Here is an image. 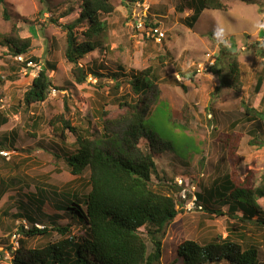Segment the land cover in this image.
<instances>
[{
  "label": "rangeland",
  "instance_id": "rangeland-1",
  "mask_svg": "<svg viewBox=\"0 0 264 264\" xmlns=\"http://www.w3.org/2000/svg\"><path fill=\"white\" fill-rule=\"evenodd\" d=\"M110 1L114 11L100 16L107 24L101 49L78 61L88 73L83 85L71 80L70 65L63 57L65 29L61 28L78 18L80 0H3L0 4V33L8 34L14 27L21 38L30 39L27 57L37 59L41 69L54 68L47 71L52 87L46 100L26 107L23 94L34 77L31 70L24 74L7 46L0 43V264L11 263V252L17 249L13 234L28 248H41L47 242L39 237H23L19 228L27 231L32 223L24 217L14 218L21 214L20 204L36 219L38 208L32 202L39 190H44L49 198L51 192L78 196L87 193L89 171L86 169L79 178L71 176L64 162L77 149L75 135L89 137L114 155L127 156L119 139L131 114L139 108L143 112L139 122L141 137L139 134L134 150L141 154L151 152L158 172L167 179L193 178L198 181L196 190L201 199L206 190L219 186L228 173L220 142L235 131L243 135L238 172L244 176L251 170L253 187L259 186L264 172V123L247 120L243 107L264 109V80L259 92L254 88L259 76H264V0L252 4L224 0L226 11L202 10L196 3L189 4L191 0ZM145 8V23L159 28L163 33L160 41L148 30L141 32L136 28L135 20ZM218 26L225 29L228 46L213 39ZM82 30L81 26L75 29L78 34ZM219 51L227 52L238 62L242 86L237 92L220 87L208 70L213 53L216 57ZM224 59L220 61L223 69L229 62ZM149 67L157 76L159 95L136 96L129 82ZM180 85L185 86V91ZM115 98L127 106L118 107ZM102 110L107 114L105 119L100 117ZM103 120L107 122L104 124ZM63 121L74 128V134L65 129ZM257 203L264 211V199ZM205 204L222 215L205 210L178 211L177 218L165 230L159 264L180 263L176 246L181 240L203 245L227 235L244 248L256 246L258 264H264V226L244 221L241 212L232 216L227 213L228 205ZM40 213L39 219L46 225L52 220L67 224L63 217L50 218L60 215L50 199ZM33 226L38 230L45 227L41 223ZM71 233L81 235L74 226ZM239 233L243 234L242 239L237 237ZM58 237L53 233L50 241ZM145 241L150 252L146 237Z\"/></svg>",
  "mask_w": 264,
  "mask_h": 264
},
{
  "label": "trees",
  "instance_id": "trees-1",
  "mask_svg": "<svg viewBox=\"0 0 264 264\" xmlns=\"http://www.w3.org/2000/svg\"><path fill=\"white\" fill-rule=\"evenodd\" d=\"M80 1L78 18L61 27L65 29L63 57L70 65L69 74L75 85H83L88 75L78 61L95 50H100L103 45L107 24L100 16L109 15L114 11L110 0ZM239 1L245 4L255 2ZM2 2L3 0H0V4ZM190 3H196L197 8L207 11L227 10L224 0H191ZM193 17L194 13L190 18ZM78 26L83 27L80 34L75 31ZM154 27H156L154 24L150 25V28ZM0 43L7 46L11 56H23L26 60L36 63L37 59L27 57L30 39L21 38L14 27L8 34L0 33ZM217 55L215 63L208 70L215 75L220 87L239 91L242 83L238 62L227 52L219 51ZM223 58L229 61L224 69L220 67ZM48 69L54 70L51 66L41 69L23 94V103L26 107L46 100L52 87ZM157 80V76L149 67L134 76L129 85L134 95L145 96L150 93L155 98L159 95ZM2 82L0 79V85ZM262 83L263 78H259L255 87L256 92H259ZM180 88L185 91V86L180 85ZM115 99L118 107L127 106L126 103L120 102L121 99ZM241 105L243 107V103ZM243 109L247 120L264 123V109L258 111L247 106ZM99 114L101 119L107 116L104 110ZM131 115L134 121L132 118L129 119V125L119 139L129 153L127 156L114 155L100 147L96 141H91L89 137L75 135L77 149L74 154L66 156L64 162L71 176L79 178L86 169L89 171L87 193L78 196L76 193L51 192L52 199L44 190H39L37 199L32 202L38 208L36 219L31 218L25 205L20 204L21 214H15L14 218L24 217L32 223L31 229L27 231L19 228L23 237L26 239L39 237L47 242L41 248H28L23 240H18L17 249L11 252L10 264H159L165 230L177 218L178 211H183L176 208L181 188L177 186L175 178L167 179L163 172L162 174L158 172L155 156L151 152L141 154L134 150L139 134L141 137L139 122L143 117L142 108ZM103 121L104 124L107 122ZM63 124L65 129L74 134V128L68 125V121H63ZM105 128L104 126L103 129ZM242 136L241 133L232 131L221 140L228 173L224 175L219 186L206 190L201 199L197 196V205L203 206L202 211L216 215L222 214L219 211L213 212L212 206L208 207L206 202L228 205L227 213L230 212L232 216L236 217L241 212L244 221L250 222L256 217L254 221L257 226H264V211L257 203V200L264 199V172L256 188L252 183L254 172L249 170L244 176L239 174L241 157L238 150ZM182 181L184 187L196 182L193 178H185V181L184 179ZM49 199L54 210L60 212L59 216L53 215L50 218H65L67 220L65 226L56 224L54 220L46 225L39 219L42 216L40 209ZM37 223L45 227L38 230L33 226ZM72 226L77 227L81 235L71 233ZM53 233L59 237L50 241ZM145 237L150 243V252ZM229 237L227 235L223 239L203 245L193 240L179 241L176 246L179 264H213L221 261L227 264H258L256 246L244 248L241 243ZM1 256L0 251V258Z\"/></svg>",
  "mask_w": 264,
  "mask_h": 264
},
{
  "label": "built area",
  "instance_id": "built-area-1",
  "mask_svg": "<svg viewBox=\"0 0 264 264\" xmlns=\"http://www.w3.org/2000/svg\"><path fill=\"white\" fill-rule=\"evenodd\" d=\"M147 18V8L142 12V15L135 20L136 28L139 29L141 32L147 31L148 34L150 33L152 36H155L158 41L161 40L163 37V33L159 30L158 27L150 28L146 26L145 20ZM14 59L19 63L22 67L21 70L24 74H26L28 71L31 70V75L36 76L37 73L41 70V66L38 65L39 63H35L31 60H26L23 56H16ZM216 57L215 53H213V57L211 61H209L208 65L210 68L215 63ZM53 94H55V90H52ZM199 177H203V175H199ZM175 182L178 187L181 188L178 198H177V209H182L186 213H191L195 211H201L202 207L200 205H197V190L196 185L197 181L195 183H190L188 187H184V183L181 178H175ZM12 238L15 240V243L18 247V240L16 236L13 234Z\"/></svg>",
  "mask_w": 264,
  "mask_h": 264
},
{
  "label": "clouds",
  "instance_id": "clouds-1",
  "mask_svg": "<svg viewBox=\"0 0 264 264\" xmlns=\"http://www.w3.org/2000/svg\"><path fill=\"white\" fill-rule=\"evenodd\" d=\"M213 39L221 45L228 46V41L225 39V29L223 27H217L213 33ZM218 54V53H217ZM217 58V56H216ZM35 77V76H34ZM201 206V205H200ZM202 207V206H201ZM202 211V210H201ZM195 211V212H201ZM193 213V212H191Z\"/></svg>",
  "mask_w": 264,
  "mask_h": 264
},
{
  "label": "crops",
  "instance_id": "crops-1",
  "mask_svg": "<svg viewBox=\"0 0 264 264\" xmlns=\"http://www.w3.org/2000/svg\"><path fill=\"white\" fill-rule=\"evenodd\" d=\"M211 74H212V73H211ZM212 75H213V74H212ZM213 76H215V75H213ZM259 77H260V78H263L264 76H261V75H260ZM263 80H264V78H263ZM257 81H258V80H257ZM256 84H257V82H256ZM261 86H262V85H261ZM255 87H256V85H255ZM255 87H254V88H255ZM160 158H161V157H160ZM160 158L158 157V159H160ZM254 220H255V219L252 218V221H254ZM254 222H255V221H254ZM242 236H243V234H241V233H239V234L237 235L238 238H240V237H242ZM241 239H242V238H241ZM246 248H248V247H246Z\"/></svg>",
  "mask_w": 264,
  "mask_h": 264
}]
</instances>
